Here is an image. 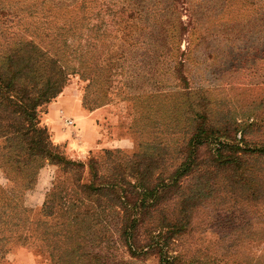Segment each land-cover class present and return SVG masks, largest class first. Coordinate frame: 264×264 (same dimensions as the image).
<instances>
[{
    "label": "rangeland",
    "instance_id": "rangeland-1",
    "mask_svg": "<svg viewBox=\"0 0 264 264\" xmlns=\"http://www.w3.org/2000/svg\"><path fill=\"white\" fill-rule=\"evenodd\" d=\"M172 1L0 0V64L20 47L49 62L32 66L31 85L0 86V264H264L263 159L213 171L216 140L196 146L198 166L156 205L128 184L165 179L209 119L241 129L245 147L264 146V0ZM40 85L62 86L56 97L71 86L103 108L102 140L82 160L68 163L43 129L56 97L28 110ZM240 173L243 189L231 194ZM104 179L117 198L81 188ZM88 194L105 210L84 202L78 217L72 203ZM177 219L178 232H156Z\"/></svg>",
    "mask_w": 264,
    "mask_h": 264
},
{
    "label": "trees",
    "instance_id": "trees-1",
    "mask_svg": "<svg viewBox=\"0 0 264 264\" xmlns=\"http://www.w3.org/2000/svg\"><path fill=\"white\" fill-rule=\"evenodd\" d=\"M175 2H178V1L177 0L172 1V3H175ZM132 5L134 4L132 3ZM131 12H132L130 14L131 17L136 16L138 13V11H131ZM20 51H23V53H20L19 56L16 55V53H13V54L8 53L4 57L5 59L4 63L0 64V86L7 85L6 87H9V84L14 83L13 81L15 79L19 80V77L22 80H24L23 83L25 84V86L26 84L31 85V83L34 81V78L31 77L33 76L32 66L39 64L38 68H43L44 70L49 66V62L45 60L40 54H37L36 52L34 53V51L28 48H25V47H20ZM50 67L51 69H47V71H49L48 79L50 78V75L53 72V64H50ZM44 76L46 75L44 74ZM39 87L40 88L38 92L36 93L35 98L31 99L30 108H28L30 113H34L36 108L39 107L41 104L47 103L49 101V98L56 97V95H58V93L61 91V88H62V86H57L58 89L53 90V89H48L47 86L40 85ZM24 91H26V87ZM83 101L85 102L84 98H83ZM201 116L203 119L204 117L207 118L206 115H201ZM202 118L199 117V119H202ZM43 129L47 131V128L45 126H43ZM242 132L243 131L241 129H238L235 127L229 128V127H225V125H219V126L215 125L214 123H212L210 119L208 120V124L206 125L205 123H199L197 126L191 129L190 135H189L190 137L184 144L183 151L180 152V155H183L182 157L183 160L181 161L178 167H175V169H172L168 172L165 179L162 178L160 181L158 182L155 181L150 184L142 183V182H139L137 184L131 182L132 184L130 183L128 184L131 185L132 187H135L136 189L141 188L144 191V195L148 197H153L154 199L153 205H156L158 200L161 198V195H163L164 191L170 189L173 186H176V187L179 186L180 180L183 177L189 175L190 170H193L195 167L198 166L199 159L196 154L197 149L195 148L196 146L198 148L199 146L207 145V144L212 145V146H215L216 144V146H218L216 148L210 149V153L207 159L206 158L202 159V160L206 159L208 166H210L213 169V171L215 170L225 171L228 169H236V170L241 169V171H243L242 168L249 162L248 159L254 158V160L256 159L264 160V146H261V147L257 146L254 148L245 147L247 145L242 144V140H243ZM238 133L240 134V137L238 140H236L238 138L237 137ZM230 137H233V139L235 140L234 141L232 139L230 140ZM216 140H218L217 143H215ZM212 143H215V144H212ZM185 147H187V149ZM35 151H36V154H38V156L42 155V151L40 150H35ZM61 154L63 155L62 151H61ZM126 160H128V158ZM71 162H74V161L70 160V162L68 163H71ZM114 168H116L117 170L118 169L124 170V169H121L119 165L114 166L111 169L113 170ZM243 174L244 173H240L239 175H236L235 176L236 178L233 179L232 182L228 184V189L230 190L231 194L235 190L243 189L244 184L241 183ZM94 175L95 174L93 173V177ZM259 177L261 180V186H258L256 190V197H259L260 199H262V204H264L263 174L260 175ZM113 181L114 180L110 181L109 179H104V183L100 184V186L98 187H93L94 183L91 181L88 184L81 185V188L85 190H90V192L106 191L108 192L111 198L115 199L117 198L116 193H117L118 185L114 183ZM223 185H221V192L222 194H225L226 189H225V186ZM90 196H91L90 194L85 195V196L83 195L82 199L80 200L76 199V201H73L72 212L75 211L76 216L79 217L87 213L88 209L85 206H83L84 202H90L93 205L95 204L94 206L95 208L99 207L101 210L102 208L103 210H105V207L104 206L102 207V204L98 201V199H94V200L89 199ZM250 196H252L251 193H250ZM119 198L120 197H118V199ZM135 204L136 203L132 204L134 208H136ZM104 205L107 207V209L109 208V205H106V203H104ZM124 205L126 206V204ZM48 207H51V206H48ZM113 207H115L114 204H113ZM88 222L90 223L89 228L94 227L96 224V222L92 220ZM124 225H125V229H124L125 231H123V233L129 238L132 231H134L135 228L137 227L136 221L134 220L127 224L125 223ZM179 225H180V221L178 219L174 223L163 222L161 223L159 229L156 230V232L160 234L168 230H171L173 232L176 230L175 232H178ZM167 226H170V228L167 229ZM65 238H67L66 235H65Z\"/></svg>",
    "mask_w": 264,
    "mask_h": 264
},
{
    "label": "crops",
    "instance_id": "crops-1",
    "mask_svg": "<svg viewBox=\"0 0 264 264\" xmlns=\"http://www.w3.org/2000/svg\"><path fill=\"white\" fill-rule=\"evenodd\" d=\"M102 111V107L87 106L80 93L70 86L47 105L43 124L52 143L62 147L63 155L79 161L102 140L101 128L97 123ZM66 119L73 120L74 125L67 126L64 122ZM63 126L68 128V132L76 130L77 139H68V132L62 129Z\"/></svg>",
    "mask_w": 264,
    "mask_h": 264
},
{
    "label": "built area",
    "instance_id": "built-area-1",
    "mask_svg": "<svg viewBox=\"0 0 264 264\" xmlns=\"http://www.w3.org/2000/svg\"><path fill=\"white\" fill-rule=\"evenodd\" d=\"M64 122L67 126H73L74 125L73 120H71V119H66Z\"/></svg>",
    "mask_w": 264,
    "mask_h": 264
}]
</instances>
